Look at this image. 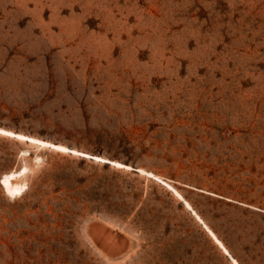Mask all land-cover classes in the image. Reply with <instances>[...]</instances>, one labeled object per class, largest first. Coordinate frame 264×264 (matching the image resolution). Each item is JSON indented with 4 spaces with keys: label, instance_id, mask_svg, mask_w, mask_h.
Wrapping results in <instances>:
<instances>
[{
    "label": "rangeland",
    "instance_id": "1",
    "mask_svg": "<svg viewBox=\"0 0 264 264\" xmlns=\"http://www.w3.org/2000/svg\"><path fill=\"white\" fill-rule=\"evenodd\" d=\"M0 128L108 161L0 132V264H264V0H0Z\"/></svg>",
    "mask_w": 264,
    "mask_h": 264
},
{
    "label": "bare ground",
    "instance_id": "2",
    "mask_svg": "<svg viewBox=\"0 0 264 264\" xmlns=\"http://www.w3.org/2000/svg\"><path fill=\"white\" fill-rule=\"evenodd\" d=\"M0 132L5 133V134H9L12 137H16L17 139H19L21 141H26V142H30V143H34V144H39L41 146H45V147L51 148L53 150H57V151L65 150V152L66 151H71L72 153L74 152L76 154L82 155L83 157H92V158H95L96 160L101 161V162L102 161L108 162L106 159H103L101 157L91 156L90 154L83 153V152H80V151H77V150H74V149L73 150H70V148H68V147H66L64 145L55 144V143H52V142L44 141V140L38 139L36 137L27 136V135H24V134H21V133H15V132H12V131L3 129V128H0ZM26 171H27V168H24V171L23 172H11V173H7L4 176V178L2 180V187L4 188V190L8 194H10L13 197H18V196H20V195H22L24 193L25 185L18 183L17 182V178H19ZM151 175H153V174H151ZM153 176H155V175H153ZM180 197L183 199V197L181 195H180ZM183 200L185 202L186 207L188 209H190L194 213V215L197 216V218L199 220L202 221V219L199 217V215L193 210V208L191 207V205L185 199H183ZM209 232L212 235L213 239L217 242V244H219L220 247L224 250V252L230 256L229 251L226 249V247L223 245V243L218 239V237L216 236V234L210 228H209ZM233 262H234V264H239L235 259H233Z\"/></svg>",
    "mask_w": 264,
    "mask_h": 264
}]
</instances>
